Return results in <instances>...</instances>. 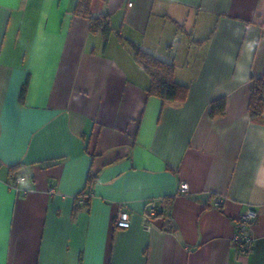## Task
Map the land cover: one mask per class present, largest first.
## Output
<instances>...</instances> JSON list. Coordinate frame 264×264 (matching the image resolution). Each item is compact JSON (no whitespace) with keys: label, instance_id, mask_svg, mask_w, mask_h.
Masks as SVG:
<instances>
[{"label":"crops","instance_id":"crops-1","mask_svg":"<svg viewBox=\"0 0 264 264\" xmlns=\"http://www.w3.org/2000/svg\"><path fill=\"white\" fill-rule=\"evenodd\" d=\"M76 1L0 0V264H264V0H91L106 46ZM119 37L172 62L186 100L148 97Z\"/></svg>","mask_w":264,"mask_h":264},{"label":"trees","instance_id":"trees-1","mask_svg":"<svg viewBox=\"0 0 264 264\" xmlns=\"http://www.w3.org/2000/svg\"><path fill=\"white\" fill-rule=\"evenodd\" d=\"M91 0H77L74 13L77 16L86 18L89 21V30L93 34L100 33L103 39V45L106 46L112 33L110 21L107 16H94L90 12ZM121 44L126 43L132 52L133 61L148 76L150 83L147 88L148 97H154L163 104L177 103L181 104L186 100L188 87L178 84L174 81V64L163 61L151 53L143 51L139 46L118 38ZM251 88L249 91L248 114L252 121H259L262 118L264 109V80L254 77L250 78ZM226 102L220 99L210 104V117H220L225 113ZM13 169V168H12ZM11 169V170H12ZM10 170V171H11ZM13 172L12 177H14ZM94 177L87 176L86 188L74 196V202L78 205V197L82 198V206L87 203L90 196L87 189H91ZM160 210L156 208L154 218L160 215ZM151 216V215H150ZM240 252V250H239Z\"/></svg>","mask_w":264,"mask_h":264},{"label":"built area","instance_id":"built-area-1","mask_svg":"<svg viewBox=\"0 0 264 264\" xmlns=\"http://www.w3.org/2000/svg\"><path fill=\"white\" fill-rule=\"evenodd\" d=\"M132 4L129 3L130 7ZM20 178L16 179V183H19ZM188 190L187 184H181L179 187V191L184 193ZM50 193L53 194V190H50ZM78 202L82 204L81 196L78 197ZM221 200L217 199L214 202L215 206H219ZM156 213L155 209L150 210V215H154ZM257 217V213L252 208H247L246 211L240 216L236 225H235V234L233 238V242L239 246L240 254H246L249 252L252 244L253 238L250 235V227L255 222ZM130 214L123 207L119 206L116 217H115V227L120 230H126L130 227Z\"/></svg>","mask_w":264,"mask_h":264}]
</instances>
